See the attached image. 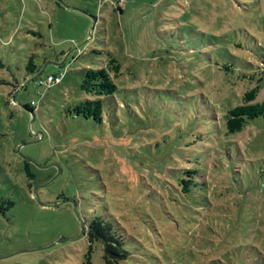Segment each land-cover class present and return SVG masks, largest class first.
Here are the masks:
<instances>
[{
    "label": "rangeland",
    "instance_id": "1",
    "mask_svg": "<svg viewBox=\"0 0 264 264\" xmlns=\"http://www.w3.org/2000/svg\"><path fill=\"white\" fill-rule=\"evenodd\" d=\"M110 57L117 121L96 125L71 110L83 69ZM258 83L262 100L264 0H0V264H83L97 215L123 236L121 264H241L224 254L249 242L264 255V118L227 135L222 120Z\"/></svg>",
    "mask_w": 264,
    "mask_h": 264
},
{
    "label": "trees",
    "instance_id": "2",
    "mask_svg": "<svg viewBox=\"0 0 264 264\" xmlns=\"http://www.w3.org/2000/svg\"><path fill=\"white\" fill-rule=\"evenodd\" d=\"M30 73L35 72L33 57H30L26 65ZM227 68H224L226 71ZM121 73V64L114 58L110 57L105 66L98 69H83L80 89L88 97L84 101L75 103L71 112L84 120H90L96 125H103L109 122H115L117 110L113 108L111 98L117 91L115 78ZM261 80V78H260ZM259 80V81H260ZM263 86L259 83L253 88L243 93L242 102L225 109L222 120L224 121V134H234L242 132L243 129L251 122L259 118H264V99L258 98ZM32 110V109H31ZM117 121V120H116ZM200 124L208 121L206 115H202ZM200 136V134H199ZM201 155V154H200ZM24 171L29 180H35L36 175L32 170V164L29 161L24 163ZM197 169L188 168L183 171L182 177L178 178L177 191L184 195L197 190L199 185L196 181ZM182 173V171H181ZM33 183L28 187L32 188ZM9 206L14 205V201L7 200ZM86 238L89 242V250L84 255L83 264H92V246L99 244L102 248V258L106 264H121L129 258V251L125 247L123 236L119 234L118 227L111 223L109 219L102 216H95L86 226ZM224 255L238 259L241 264H264V255L259 247L251 244H235L234 249Z\"/></svg>",
    "mask_w": 264,
    "mask_h": 264
},
{
    "label": "water",
    "instance_id": "3",
    "mask_svg": "<svg viewBox=\"0 0 264 264\" xmlns=\"http://www.w3.org/2000/svg\"><path fill=\"white\" fill-rule=\"evenodd\" d=\"M30 112H32V110H30ZM28 161H30V162H32V163H34V161L33 160H31V159H29V158H26ZM51 165H53L54 166V164L53 163H50V164H46V165H38V167H43V168H47V167H49V166H51ZM45 184H42V185H35L34 187H33V192L36 194L37 193V189L39 188V187H42V186H44ZM38 199V198H37ZM38 201H39V199H38ZM73 203H74V200L72 201ZM42 206H44V203H40ZM53 206H56L57 205V202L55 201L53 204H52ZM84 231H85V229H84V224H83V222L81 223V233L83 234L84 233ZM15 254V253H14ZM14 254H10L9 256H11V255H14ZM7 257V256H6Z\"/></svg>",
    "mask_w": 264,
    "mask_h": 264
},
{
    "label": "built area",
    "instance_id": "4",
    "mask_svg": "<svg viewBox=\"0 0 264 264\" xmlns=\"http://www.w3.org/2000/svg\"><path fill=\"white\" fill-rule=\"evenodd\" d=\"M62 76L59 75H48L44 80H39V85H44L46 84L47 86L53 84V83H58L61 81Z\"/></svg>",
    "mask_w": 264,
    "mask_h": 264
},
{
    "label": "flooded vegetation",
    "instance_id": "5",
    "mask_svg": "<svg viewBox=\"0 0 264 264\" xmlns=\"http://www.w3.org/2000/svg\"><path fill=\"white\" fill-rule=\"evenodd\" d=\"M58 200H59V199H58ZM74 200H77V199L74 198ZM50 203H51V202H47L46 204H47V205H50Z\"/></svg>",
    "mask_w": 264,
    "mask_h": 264
}]
</instances>
